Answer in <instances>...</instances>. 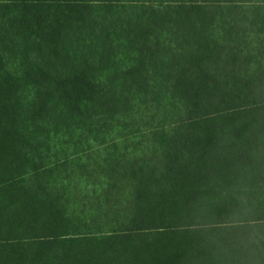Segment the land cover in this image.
<instances>
[{"label":"trees","instance_id":"trees-1","mask_svg":"<svg viewBox=\"0 0 264 264\" xmlns=\"http://www.w3.org/2000/svg\"><path fill=\"white\" fill-rule=\"evenodd\" d=\"M0 264H264V0H0Z\"/></svg>","mask_w":264,"mask_h":264}]
</instances>
